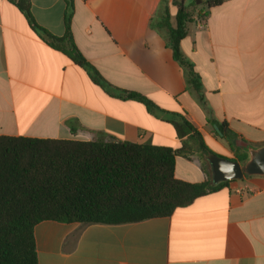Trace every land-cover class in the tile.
<instances>
[{
    "label": "crops",
    "instance_id": "crops-1",
    "mask_svg": "<svg viewBox=\"0 0 264 264\" xmlns=\"http://www.w3.org/2000/svg\"><path fill=\"white\" fill-rule=\"evenodd\" d=\"M163 1L73 0L72 32L85 59L113 87L142 95L156 108L96 84L89 71L53 49L10 0H0V135L150 144L179 150L175 176L205 182L209 153L235 158L215 126L226 124L253 146L264 144V0H225L208 8L185 0L192 23L181 42L201 78L202 100L161 32ZM36 23L65 34V0H30ZM39 264H264V177L244 176L164 218L123 225L44 221L35 228Z\"/></svg>",
    "mask_w": 264,
    "mask_h": 264
},
{
    "label": "trees",
    "instance_id": "trees-1",
    "mask_svg": "<svg viewBox=\"0 0 264 264\" xmlns=\"http://www.w3.org/2000/svg\"><path fill=\"white\" fill-rule=\"evenodd\" d=\"M27 18L31 29L53 49L89 71L93 81L122 98L156 106L142 95L107 83L77 47L72 32L73 0L66 1L65 34L55 37L40 27L31 14L30 0H10ZM225 0H204L214 8ZM178 8L176 25L170 24L163 1L160 20H152L164 36L174 59L185 71L187 86L202 100L200 76L181 52V42L192 23L185 0ZM180 137L194 134L202 153H209L196 129L188 122H174ZM222 139L243 163L251 144L226 124L218 126ZM179 150L150 144L114 141H73L0 135V264H39L35 228L44 221L82 225H123L171 216L178 208L219 191L228 182L190 183L175 176Z\"/></svg>",
    "mask_w": 264,
    "mask_h": 264
},
{
    "label": "water",
    "instance_id": "water-1",
    "mask_svg": "<svg viewBox=\"0 0 264 264\" xmlns=\"http://www.w3.org/2000/svg\"><path fill=\"white\" fill-rule=\"evenodd\" d=\"M201 3V0H196ZM217 132L221 135L217 126ZM248 158L245 162L218 156L213 153L205 155L212 168L213 184L221 182L242 180L244 176L264 177V144L260 146L250 145L247 147Z\"/></svg>",
    "mask_w": 264,
    "mask_h": 264
}]
</instances>
